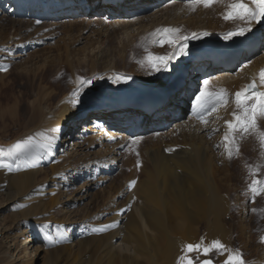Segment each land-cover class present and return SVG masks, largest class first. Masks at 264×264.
I'll use <instances>...</instances> for the list:
<instances>
[{
	"label": "bare ground",
	"instance_id": "1",
	"mask_svg": "<svg viewBox=\"0 0 264 264\" xmlns=\"http://www.w3.org/2000/svg\"><path fill=\"white\" fill-rule=\"evenodd\" d=\"M3 1L7 5L9 3V12L6 13L8 17L11 16L9 18H12L10 23L17 31L24 27L22 14L27 6L31 12L32 20L29 21L31 25L39 24L43 22L42 20H47L50 17L71 14L70 18H65L70 19L71 22L67 24V31L72 26V22L78 20L75 17L86 18L87 21L96 20L99 13L107 10L108 16L101 19L107 24L106 32L116 31L118 25H122L123 29L121 30H123L122 33L127 41H132L135 35L144 32V22L161 10L154 4L158 3L159 0H155L156 2L127 0L125 3L124 0H106L109 2L106 9L102 8L103 0ZM168 2L167 6L182 3L180 0ZM54 11L57 12V15L50 14ZM90 17L93 18L90 19ZM81 22L84 21L81 20ZM81 22L75 23L74 26H80ZM217 29L219 30V28ZM253 29H263L264 31V24L254 23ZM252 30L250 33L246 32L240 36L237 45L231 46L219 41L211 43L210 46H201L197 50L187 52L184 66L190 59L194 60L197 56L208 57L211 55L210 63H198L197 67L200 68H197L196 71H200L207 65L226 67L218 68L220 71L212 76L215 85L223 84L227 91L234 94L243 85L252 82L253 79H256L258 83L259 72L264 69V67L262 68L264 55L255 58L256 55L251 53L252 56L249 59L255 60L244 64L246 67L243 66L244 68L241 67L236 70V68H232L236 64V59L230 53V50L243 45L247 38L252 37ZM200 33L202 32L200 31ZM200 33L198 34L200 35ZM15 35L14 38L4 36V34L0 35V47L2 49L13 48L19 53L25 51L30 43L24 42L21 35ZM33 43L35 44V42ZM6 65L5 62L0 65V82L3 86V92L0 91V161L11 163L13 171L0 169V198L5 199L4 202L0 201V204L5 205L4 209L9 211L11 216L15 217L11 218L16 219V221L14 223L15 228L12 226L10 228L5 227L4 233L3 229L1 230L3 239L12 240V230L21 226L29 233L36 231L37 236L41 237V243L45 245L43 251L44 264H178V258L185 254L182 249L186 244H196L202 239L205 242L218 239L224 244H228L231 231L227 232L224 229L238 228L241 235L247 233L249 228H246L240 220V223L238 220L235 222V227L231 225L227 227L224 224V221L234 212L233 201H235V207L241 208L242 213L245 211L243 202L247 192H244L242 196L238 195L239 198L237 196V199L232 201L239 187L236 190L231 188L234 181L231 165L228 164L227 167L225 162V170L223 171L215 167L214 145L207 137L222 129L220 125H216L217 121L216 124L208 125H202L196 121L175 123L173 131L175 136L173 137L180 135L179 139H176L169 146L160 143V145L154 146V151H147L151 163L144 162L140 169H137L134 164L130 165L127 173L124 172V169L120 170L121 174L126 173L125 182L120 186L122 195L117 196L122 198L126 195V200L122 204L116 205L112 196L107 197L106 201H109L110 204L106 205L102 211L97 210V204L95 212L87 211L81 219H78L81 223L77 221L74 223V220L68 218L66 214L59 215L62 182L67 183L69 181L67 177L72 175L74 182L80 173L84 174L82 168H78L77 165L88 162L92 158L89 153L73 156L76 152V146L83 145V148L86 147L85 150H90L94 146L105 149L101 155L96 156L99 158L111 154L113 152L112 147L115 146L110 147L108 142L118 141L116 145L121 146L127 139L123 135L124 132H121L123 130L111 129V125L113 123L120 126L132 124L135 129L140 128L138 124L141 125V122H135L132 118L123 121L121 116L139 117L140 114L136 113L135 110L142 107H134L133 105L140 104L135 103V101L138 99L143 101L153 97L155 93L164 92L170 88L174 78L171 82H166L163 77L164 73L159 71L155 76L154 84L150 82L144 84L138 79H133L129 83L127 81L117 82L115 86L102 88V92L97 90L95 99H92L91 103H85V106L90 110L89 121L91 123L84 127L80 138L84 144H75L73 143L74 138L80 137L77 130L82 117L80 115L87 108L80 110L79 104L73 107L71 100L74 99L72 95L74 92L70 94V90H66L59 93L56 88L49 85H39L38 89L35 90L33 82L19 83L17 81L12 86L7 87L8 84H4L2 79L10 75L11 71L2 70L6 68ZM184 69L186 67L182 68V70ZM36 72V69L33 71L22 67L18 74L32 77ZM107 77H111V74H107ZM108 81H112L111 78ZM188 81L187 85L179 90L177 96L179 98L177 99L178 102H175V106L183 101L187 90H190L191 84L189 85ZM207 81L209 80L207 79ZM76 85L78 84L76 83ZM217 86H220V89L222 87V85ZM224 87L223 89H225ZM17 88L20 89L21 95L14 99L11 106L2 108L1 102L8 96L9 91ZM262 89L264 91V88ZM161 104L160 101L148 104L146 113L149 115L148 120L154 119L160 113L159 121L162 122L159 125L163 126V122L167 120L166 117H170L171 112H177V110L171 112L166 109L161 110ZM222 111L223 113L218 112L222 114L221 116H226L229 112L227 108ZM231 111L233 112V108ZM144 123L146 122L142 124ZM11 126L21 128L22 133L24 132L23 135L8 140L10 134L7 131ZM53 129H58V131L55 132V139L52 140L50 146L45 142L44 148H36L24 153L15 152L13 146L16 143L27 139L30 135L36 136L42 131L51 136ZM179 145H183V147H179ZM70 147L74 148L69 150ZM58 155L61 157L58 158ZM113 156H111L112 161L109 160L110 162L116 160ZM17 165L20 167L19 171L15 170ZM94 168H87L86 174L92 171L91 176H96L99 180L98 171L102 167L100 169L97 167L99 170ZM67 170L69 172H66ZM221 172L223 175L218 178ZM66 175L67 177H65ZM48 179H50L49 182ZM88 180L86 179L85 182L90 184ZM133 180L136 183L130 189L129 183ZM117 188L118 186H116V191ZM77 201V198L73 199L74 203ZM106 214H111L112 217L103 220ZM239 216H241L240 213ZM50 223L53 225L51 226ZM109 224H116L117 226L104 232L93 231V229L104 228ZM75 231L78 233L76 251L70 245V234L75 233ZM58 234H62L63 238L60 239L59 243H56ZM38 249L40 246L33 249V252L37 254ZM5 255L2 256V259L6 264H9L12 259H7ZM187 255L193 259L195 264H197L196 260H200L202 264V261L210 259L211 252L208 256L198 252H191ZM33 260L29 257L28 264H32Z\"/></svg>",
	"mask_w": 264,
	"mask_h": 264
},
{
	"label": "rangeland",
	"instance_id": "2",
	"mask_svg": "<svg viewBox=\"0 0 264 264\" xmlns=\"http://www.w3.org/2000/svg\"><path fill=\"white\" fill-rule=\"evenodd\" d=\"M151 1L156 2L155 0ZM151 1L149 2L152 4ZM168 1L170 0H159L158 3H154L157 7H160L161 10H159L155 16H152L144 22L145 31L142 32L143 34L141 33L139 35H135L132 41H127L126 38H124V34L122 33L123 30H121L123 29L122 25H118L116 31L110 33L106 32L107 29L105 28L107 24H105V21L103 22L101 19H104L106 16H108L109 13H107V10L99 13L97 16L99 19L96 18V20L91 19L93 17H90L91 20L88 21L86 18L75 17L78 20H75L76 22H72L71 25L73 28L71 26L69 31H67V24H70L71 22L70 19L65 18H70L71 14H62L60 16L50 17L47 20H42L43 22L39 24L31 25L29 22L32 20L31 12L27 6L22 14L24 27L21 29L22 31H17L10 23L12 18H9L11 16L8 17L6 13L9 12V3L7 5V3L5 4V1L0 0V35L4 34V36L14 38V35L18 34L21 35L24 42L30 43V46H27L26 50L22 51L23 53L21 51L19 53L13 48L2 49V47H0V65H3L5 62V64H7L5 66L6 69L11 71L10 75L2 80L4 81V84H8L7 87L12 86V84L17 81L19 83L33 82L35 84V90L38 89L39 85H49L52 88H56L57 92L59 93L70 90V94H72L79 88L81 92L79 98L81 100L79 103V108L81 110V108H87L85 103H91L93 101L92 99H95V92L97 90L101 91L102 88L115 86L117 85V82L127 81L129 83L133 79H138L139 82L144 84H148L149 82L151 84L155 83V76L157 72L155 73V71H153L145 62L146 56L148 53L161 56L172 52V48L167 44L160 46L155 42L159 39V37L153 36L152 34L155 33L157 29L166 27L181 28V35L189 36V40L187 41V52H191L201 48V46H210L211 43L219 41H223V43H227L231 46L237 45L240 36L232 37L230 39H225L224 37L238 28L246 27L244 21L225 20L223 18L224 13L227 11L226 6L231 3L232 0H220L219 3L213 4L209 8H205L200 5L197 6L194 11L192 10L189 0L182 1L180 5L167 6L169 3ZM107 3L109 2L107 1ZM107 6L108 4L105 5V7L102 6V8L106 9ZM137 10L139 11V9ZM50 14L57 15V12H50ZM81 20L84 22H81ZM77 22H81L82 24L80 26H74ZM217 28H219V30ZM198 29L200 30L198 31ZM200 31L202 33H200ZM250 32L251 31L248 33ZM192 33H200V35L208 33V35L200 36L198 34L197 38H191ZM33 42H35V44ZM257 45V50H254L253 52L254 56L256 55L255 58H259L264 55V36H262V39L259 38L257 40L256 46ZM242 46L243 45H239L236 50L242 48ZM242 52L239 54L240 57L236 59V70L245 66L244 64L249 62L251 63L255 60L249 59L253 53L249 54L248 56L247 53L249 52L245 54ZM219 54L221 53L219 52ZM197 57L194 60L190 59V61L187 62V65L184 66L186 59L185 55L174 56L168 62L167 70H164L162 67L160 71L164 73L163 77L165 78L166 82H171V80L174 78L170 88L164 92L155 93L153 97L146 98L143 101L140 99L135 101V103L146 102L147 100L151 99L158 101L162 94L163 96H170V99H172V101L174 100V102L168 106L162 107L161 110L166 109L168 112H171L173 109L175 111L177 110V112H171L170 117H166L167 120L163 122V126L159 125L162 122L159 121L160 113L151 120H148V116H143L140 114L137 122H141V132L132 138H127L121 146L116 145L118 141L108 142L110 147L115 146L116 148L112 147V153H114V156L111 155L112 153L108 154V156L105 155L103 156V158H106L104 160L102 156L100 158L96 156L101 155L105 149H102L99 146H94L90 150H85L86 147L83 148V145L79 147L76 146V152L74 155L72 154L73 152H71V155L75 156L89 153V156L92 158L90 161L88 160V162L77 165L78 168H82L84 174L80 173L74 182L73 175L71 177H67V175L65 176L69 181L67 183L62 182L63 184L60 189L62 195H60L61 199L59 201L58 208L59 215L66 214L68 218L74 220V223L76 221L81 223V221L78 219H81L87 213V211L95 212L97 204V210L100 211H102L106 205H109L110 202L106 201L107 197L112 196L116 205L122 204L126 200V195H124L122 198H118L117 196H119V194L122 195V188L120 186H122L125 182L124 180L126 178V173L130 168V165L134 164L137 169H140L144 162L151 163V158L149 157L150 155L147 153V151H154V146L158 144L160 145V143H165L164 146H169L171 143L175 142L176 139H179L180 135L173 137L175 136L173 135L175 123H189L190 121H196L200 123L192 113V101L194 100L195 96L199 94V91L202 88L206 87L210 91L219 90L220 86L217 85H222V89L225 85H215L216 83L214 82V78H207V76H211L220 71L218 68L226 67H221V65H219L220 67L213 68L210 66L207 76L205 73L204 75H201V71L206 67L202 68L200 71H196L197 68H200L197 67ZM69 63L72 65L70 64V66ZM22 67L29 68L33 71L36 69L37 72L34 73L35 75H32V77H25V75L18 74ZM184 67H186V69L190 67V72L189 76L186 77L187 79L182 82V85L185 84V87L187 85V81L190 79L191 81H188L189 85L191 84L190 90H187L188 93L186 92V96L183 100H185L186 97L187 98L182 102V105L179 106V104H176L175 106V102H178V100H176L178 92L183 86L180 85L174 91L172 89L175 82L182 73H179L180 70H182ZM263 67L264 66H262V68ZM107 74H111V77H107ZM116 76H120L121 79L114 82V78ZM78 77L83 80H91L92 83L90 85H83L81 89L80 82L77 79ZM98 77H103V79H98ZM109 78H111L112 81H108ZM204 79L209 80L207 86L203 85V82L205 81ZM75 82L78 85H76ZM1 85L2 84L0 82V91L3 92V86ZM75 87L77 88L75 89ZM261 90L263 91V89ZM9 92L8 96L1 102L2 108L11 106L14 99L21 95V91L18 88L15 90H10ZM228 93L231 94L229 91ZM171 106L173 107L170 108ZM178 106L180 110L177 108ZM234 107V104L230 100L227 107H220L217 112L207 117L209 120L208 124H216L215 122L217 121L216 125H220L222 129L223 127L226 129V121H230L231 118L233 119L231 108L234 110ZM226 108L229 110L228 114L226 116H221L222 114L219 113H223L222 110H226ZM89 111L90 110L87 108L82 111L80 115L82 117L77 129L79 132L78 136L80 137L78 139L74 138L73 143L75 144H84L81 142L80 138L83 134L84 127L91 123L89 121ZM143 122L146 123L142 124ZM258 123L260 128L264 130V120H260ZM111 126L115 128H123V125L120 126L119 124L117 125L115 123H113ZM222 129L218 130L219 134L216 131L214 134H210L207 137L212 145H214L213 150L215 154V167L218 168V170L223 171L225 170V162L227 163V167L228 164L231 165V170L234 175V181L231 188L236 190L239 187L240 189L236 190V194H234L235 199L232 198V201L236 200L238 195L242 196L244 192H247V195L244 199L245 201L243 202V206L246 208L245 211L242 213L241 208L235 207V201H233L232 207L234 212L232 211L233 213L229 215L227 220L224 221V224L227 227H229V225L235 227V222H237V220L239 222L240 220L243 222V225H245L246 228H249L247 229V233L245 232V235H241L238 228L224 229L227 232L231 231V238L228 244L222 243L229 249H238L242 253L245 264H264V243L260 242V238L264 236V192L257 195L253 202L252 193L246 190L253 179L264 180V149L261 148L260 142L255 135L246 134L243 136V138H241L240 134H237L236 141L239 145V155L234 154L233 158L229 159L225 150H223L225 149V145L223 143L222 134H224L226 130ZM7 133L10 134V136H8V140H11L16 136L23 135L24 132L22 133V129L19 127L11 126ZM74 136H76V134H74ZM134 140L139 142L137 144H133L132 142ZM1 143L6 145L3 142ZM179 147H183V145H179ZM72 148L74 147H70L69 150ZM111 156L116 158L114 162L109 161H112ZM59 157H61V155H58V158ZM138 162L139 167H137ZM84 166L89 169H93L95 167L97 170L102 167L100 169L101 171H98L100 179L98 180L96 176H91L92 171L88 173L89 176H86L88 175L86 174L88 171ZM257 166H260L257 174L255 176L250 175L249 169H255ZM122 169H124V172L126 173L121 174L120 170ZM66 172H69V170ZM222 175L223 172L218 175V178L222 177ZM86 179H89L88 181H90V184L85 182ZM49 180L50 179H48V182ZM116 186H118L117 191ZM75 198L78 199L76 203L73 202V199ZM4 200L5 199L3 197L0 198L1 202H4ZM4 208L5 205L2 206L0 204V264H6V262L2 259V256L5 254L7 259H12L10 260L9 264H28L29 257L34 259L32 264H44L43 251L45 245L41 243V237L37 236L36 231L29 233L28 230L21 226L18 229L12 230V240H5L3 239V236L1 237V230L3 229L4 233L5 227L10 228L12 226V228H15L14 223L16 221V219H12L15 217L11 216V213ZM236 209L240 212H238ZM239 213L241 216H239ZM111 217V214H106L103 220ZM50 225L52 226L53 223H50ZM77 234V231H75L73 234H70V245L74 251H76L77 247ZM37 246H40V249H38L37 254H35L33 249H35ZM226 258V254L221 255L215 250L211 251L210 260L213 262V264H224ZM199 262L200 260H196L197 264H201V262Z\"/></svg>",
	"mask_w": 264,
	"mask_h": 264
},
{
	"label": "snow or ice",
	"instance_id": "3",
	"mask_svg": "<svg viewBox=\"0 0 264 264\" xmlns=\"http://www.w3.org/2000/svg\"><path fill=\"white\" fill-rule=\"evenodd\" d=\"M220 0H189L192 10L194 11L197 6L202 5L205 8L211 7L213 4L219 3ZM227 11L224 13L225 20H241L245 22L246 27L238 28L235 31L230 32L225 39H230L236 36H243L246 32L251 31V25L253 23L260 24L264 22V0H232L227 6ZM181 28H161L157 29L153 36H158L159 39L155 41L160 46L167 44L172 48V52L167 55H153L148 53L145 58V62L155 72L161 71L162 67L167 70L168 62L174 56L187 55V41L188 35H181ZM196 33H192L191 38H197ZM208 35V33H204ZM147 51V50H146ZM7 71V69H2ZM81 87L92 83L91 80H83L77 78ZM103 79V77H98ZM120 76L114 78V82L119 81ZM204 85H208V81L205 80ZM264 69L259 72V80L256 79L249 84L243 85L239 91L234 94H229L226 89L208 90L206 87L199 91V94L195 96L192 101V113L194 117L204 125L209 123L207 117L217 112L220 107H227L230 100L234 104V110L232 112L233 119L226 121V131L223 135V143L225 145V152L229 159L233 158V155H239V145L236 141L237 134H240L243 138L246 134H252L257 137L260 142L261 148L264 149V130L259 126V121L264 120ZM74 99L71 100L73 107L80 103V89H77L73 94ZM58 129L52 130V135L49 136L47 132H39L36 136H28L27 139L16 143L13 148L16 153H24L36 148H44L45 142L48 146L51 145L52 140L55 139V132ZM215 131V130H214ZM38 138V139H37ZM139 141L134 140L132 143L137 144ZM219 147V145H218ZM171 151V150H169ZM139 167V162L138 165ZM260 166L255 169L250 168L249 174L255 176ZM0 169L6 171H13V165L9 162L0 161ZM17 171L20 170L17 165ZM136 181L133 180L129 183V188L134 187ZM248 191L252 193V200L254 202L255 197L264 192V180L253 179L249 184ZM255 211V210H253ZM116 224L106 225L104 228L93 229L96 232H104L107 229L116 227ZM46 228V226H45ZM62 234H58L56 243H59L62 239ZM260 242L264 243V236L260 238ZM217 251L219 254H226L227 258L224 264H245L242 253L238 249H229L220 240L216 239L211 242H205L203 239L196 244H186L182 251L185 253L178 258V264H195L193 259L188 256V253L198 252L204 256H208L211 251ZM202 264H213L210 259L202 261Z\"/></svg>",
	"mask_w": 264,
	"mask_h": 264
}]
</instances>
